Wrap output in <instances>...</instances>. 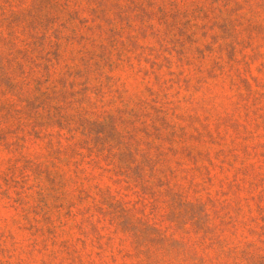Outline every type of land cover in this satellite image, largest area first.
I'll list each match as a JSON object with an SVG mask.
<instances>
[{
    "label": "rangeland",
    "instance_id": "rangeland-1",
    "mask_svg": "<svg viewBox=\"0 0 264 264\" xmlns=\"http://www.w3.org/2000/svg\"><path fill=\"white\" fill-rule=\"evenodd\" d=\"M0 264H264V0H0Z\"/></svg>",
    "mask_w": 264,
    "mask_h": 264
}]
</instances>
